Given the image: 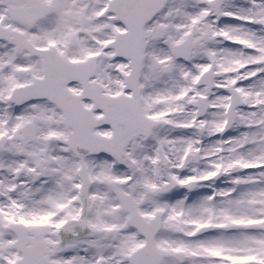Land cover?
<instances>
[{
    "label": "snow or ice",
    "instance_id": "1",
    "mask_svg": "<svg viewBox=\"0 0 264 264\" xmlns=\"http://www.w3.org/2000/svg\"><path fill=\"white\" fill-rule=\"evenodd\" d=\"M0 264H264V0H0Z\"/></svg>",
    "mask_w": 264,
    "mask_h": 264
}]
</instances>
